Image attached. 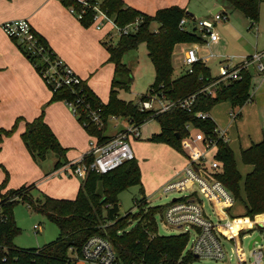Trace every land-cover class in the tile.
Masks as SVG:
<instances>
[{"label": "trees", "instance_id": "16d2710c", "mask_svg": "<svg viewBox=\"0 0 264 264\" xmlns=\"http://www.w3.org/2000/svg\"><path fill=\"white\" fill-rule=\"evenodd\" d=\"M60 1L63 6L73 8L77 13L83 11L82 16L78 18L83 26L88 27L92 24L90 7L80 0ZM261 1L264 0H228L233 8L251 22L257 20ZM87 2L92 4L94 0H87ZM100 6L121 26L134 21L139 16L141 18L136 32L122 35L114 43L103 42L108 51V61L113 64L114 75L117 73L129 75V69L121 61L122 54L144 43L154 68V80L149 92L141 97L157 94L165 100L177 102L193 95L190 111L177 105L158 113L152 109L140 110L135 102L118 97V85L124 87L126 84L115 79V76L112 78L106 102H102L87 81L82 79L80 84L62 85L55 89L46 84L51 92L48 103L74 101L80 96L94 109H100L104 122L110 115L126 117L137 125H143L148 120L155 119L160 125V131L152 134L149 140L163 142L187 158V154L181 147V138L187 133L184 125L188 123L204 134H214L212 129L216 126L209 116L202 119L196 117L195 112H208L220 101H227L231 107H241L245 102L250 101L248 87L251 74L248 69L240 71L239 79L216 84L212 93L200 91L201 87L210 83L213 77L201 60L192 63L190 71L182 64L184 68L181 73L173 77L172 55L175 46L180 43L203 42L201 34L194 29L190 32L179 29L178 22L181 17L188 18L184 8L170 5L149 15L126 5L123 0H100ZM154 23L157 24V31L152 28ZM33 31L37 42L44 47L46 53L32 56L15 38L11 39L18 44L20 50L42 77V67L52 63L57 54L34 29ZM44 56L48 58L47 61H44ZM76 119L80 124L89 120L83 112ZM20 120L21 118H17L10 128L0 127V143L3 137L16 131ZM105 130L106 125L97 128L90 124L87 128V131L95 134L99 140H105L108 137ZM20 137L36 163L46 158L49 152H52L56 159L53 170L68 162L67 148L61 145L46 123L44 110L31 121L25 122ZM213 157L220 163L219 170L214 172L213 176L232 194L234 200H241L243 213L238 218L249 219L228 220L233 222L232 231L239 226L243 229L252 227L254 224L264 226V129L261 131L259 141L251 143L239 152L241 163L250 166V170L243 176L236 168L233 152L227 141L216 138ZM3 171L5 177L0 183V191L6 187L9 176L7 170L3 168ZM139 183H141L140 167L134 158L107 173L89 171L82 179L73 199L55 198L44 194L42 200L35 203L30 195V189L34 184L11 188L4 194L0 192V206L4 213V219L0 220V264H66L68 249L72 247L79 253L82 243L91 235H100L111 242L119 264L193 262L196 259L194 255L183 251L188 240L187 232L158 234L155 217L162 213L165 205L149 206L143 187L136 201L138 211L119 215V192L130 185ZM6 194L12 197L3 198ZM20 201L27 202L35 211L53 221L59 229L58 237L41 247L15 246L13 238L19 233V228L13 219L12 208ZM130 214L138 219V223L126 230L125 221ZM257 229L260 230L262 227L258 226ZM2 257H5L3 263H1Z\"/></svg>", "mask_w": 264, "mask_h": 264}, {"label": "built area", "instance_id": "2783aa9c", "mask_svg": "<svg viewBox=\"0 0 264 264\" xmlns=\"http://www.w3.org/2000/svg\"><path fill=\"white\" fill-rule=\"evenodd\" d=\"M80 1L92 9L91 26L97 31L106 30V42H112L114 37L117 40L122 35L136 32L141 22L139 16L130 23L123 26L118 25L114 21L113 16L101 8L100 0H94L92 4L88 3L87 0ZM68 9L77 18L82 16L83 11L77 13L73 8ZM212 18L213 20H220L224 19L225 15L221 12H214L212 13ZM185 19L186 17H181L178 22L180 30H183ZM1 29L10 38H15L30 55L34 56L46 53L44 47L37 42L32 26L27 19L7 20L1 24ZM192 29L201 34L202 37L206 36L209 42H216L218 39L216 31L213 29V24L209 20L202 19L193 22ZM153 30L157 31L156 28H153ZM196 51L197 47L195 43H192L183 50L181 61L184 66L189 68L188 71H190L192 63L197 60L204 62L207 59V57L203 59L198 57ZM43 59L44 61L48 60L45 56ZM249 68H252L256 73L264 74V47L243 56L234 64L223 63V60L220 61L217 75L212 77L210 83L201 87L200 91L212 93L216 84L239 79L240 71ZM41 78L45 84L52 86L53 89L62 85L72 86L80 84L82 80L58 55L55 56L52 63L42 67ZM192 99L193 95H190L177 102H173L165 100L157 94H147L145 98L140 97L136 105L140 110L152 109L156 113L165 111L176 105L186 109V111H190ZM64 103L75 117H79L81 112L88 117V121H83L80 124L88 134L87 148L78 158L52 170L53 173L67 176L75 175L84 179L89 171L94 170L100 173H107L135 158L130 138H140L142 125H137L124 117L127 120V125L121 126L114 134H107L108 137L105 140H99L95 134L87 131L89 125L93 124L97 128H102L106 125L107 128L109 120H116L120 116L110 115L107 121L104 122L100 109H94L80 96L76 97L74 101H65ZM195 116L202 119L208 117L207 112L202 111L195 112ZM236 116L237 113L229 112V117L232 119L236 118ZM115 126L116 123L113 127ZM184 128L187 131L186 136L189 137V141L194 146V149L187 155L186 163L181 170H176L174 178L167 181L161 187L162 193L182 191L183 195L175 197V199L165 204L164 210L158 215L165 222V226L192 228L193 239L189 248L185 250L186 252L195 254L197 257L222 259L224 257V249L220 242V238H222L223 241L232 243L238 264H264V250L254 248L252 245L254 241L249 248L251 260H246L240 255L237 244V233L243 228L239 226L234 231H230L228 220L248 218H232L228 216L227 212L234 200L233 196L213 176L220 166L219 162L213 155L209 160L205 158L207 151L211 148L214 149L216 138L227 141L223 131H219L215 126L212 129V133L214 134H204L201 130L192 128L188 123L184 125ZM190 129H193L191 134L188 133ZM161 192L158 193V196L161 195ZM201 197L206 199L210 212L214 216L213 219L209 217V214L204 209ZM3 219L4 213L0 206V220ZM33 228L37 229L38 225L35 224ZM4 261L5 257H2L1 263ZM86 263L119 264L117 254L111 242L100 235L89 236L82 243L79 253L72 247L68 249L66 264Z\"/></svg>", "mask_w": 264, "mask_h": 264}, {"label": "rangeland", "instance_id": "374dc122", "mask_svg": "<svg viewBox=\"0 0 264 264\" xmlns=\"http://www.w3.org/2000/svg\"><path fill=\"white\" fill-rule=\"evenodd\" d=\"M9 2L10 0H0V8H3V4L6 6L11 4ZM12 2L13 5L19 4V0H12ZM217 6H223V10L226 15L224 19H220L214 24V31H216L218 35L217 41L215 43H209L206 36H203L204 42L195 43L197 47L196 54L198 57L210 54L205 61V65L208 67L211 76L217 75L219 61L223 60V63L228 62L229 64H234L245 56V53H252L255 51L254 49L259 50L262 46H264V1L260 4L256 23L250 25L251 22L245 18L241 12L233 8L229 4L228 0H190L189 7H191V10L189 12L193 14V18L188 17L185 19L183 30L190 32L192 30V22H197L198 20L204 19L212 21L211 10ZM88 27L94 29L91 25ZM156 27L157 24L154 23L152 28ZM115 41L116 37H114L112 43ZM191 44L192 43H184V45L179 44L175 46L172 55V64L174 68L173 77L178 76L184 68L181 63V47L186 48V46H190ZM101 46L105 54H107L108 51L106 46L104 44ZM105 60L107 63H111L108 61V57ZM121 61L127 66L130 72L129 75L124 73H117L114 75L113 70L112 78L115 76V79L126 84L124 87L122 85H118L117 95L123 100L136 103L140 96L149 92L150 86L154 80V68L148 56L145 44L142 43L135 49L125 51L122 54ZM248 70L251 74L252 68H249ZM111 81L109 80L107 85L108 90L110 89ZM102 84L105 88L104 81H102ZM257 87L259 88L258 79H255V76H251L248 87V91L251 96L254 92H256L255 88ZM243 106L231 107L227 101H220L208 110V116H210V118L214 121L217 129H219V131H223V129L226 131V136H224L229 139L236 168L241 176L246 173L247 165L241 163L239 158V149L243 148L249 140L253 141L256 135V139L258 140L261 137L260 130H257L256 128V121L258 119L262 120L260 119V116L262 117L264 113V98H261L260 96L256 104L254 103L253 98L252 100L245 102ZM230 111L237 114L240 113V116H236V118L232 119L229 117ZM70 113L72 112L70 111ZM239 121L242 122L239 123ZM115 123L116 126L113 127ZM123 125H127V120L122 116L116 120H109L105 134H114ZM159 131L160 125L155 119H150L143 126H141V138L137 140V143H139L138 145L141 146V152L136 154L137 159H139L141 183L130 185L119 192L118 213L120 216H123L128 212L135 213L138 211L136 201L140 197L141 187L147 191L145 196L149 206L165 205L173 198L183 195L182 191L172 193L161 192V187L163 185L160 183L164 180L165 176L173 172V169L176 166H181V163L184 161V156L163 142H154L149 140V137L152 134H156ZM191 132H193V129L188 131L189 134H191ZM130 142L132 148L135 149L136 143L134 142H136V140L134 141L131 137ZM1 144L2 142L0 143V147ZM181 147L187 155H189L194 149V146L189 141V137L186 135L181 138ZM213 153L214 149L212 148L207 151L205 154L206 160H209ZM53 158L54 154L49 152L46 158L37 163L41 169H43V172L46 173L47 170L53 169ZM3 168L6 169V166L0 162V171L3 173L0 183L5 177ZM218 170L219 168L217 171ZM21 173L23 172H21L20 169L14 170V172H9L10 175L8 177L7 184L9 183L12 186H18L20 184H35L32 181H35L36 178L30 176L25 179V176H21ZM9 178H11L12 183L9 182ZM79 180L82 179L79 178ZM9 189L11 188H8L6 185V187L2 188L0 192L1 194H4ZM155 191V194L161 192V195L153 197V193ZM76 193L77 192L73 193L69 199H73L76 196ZM30 195L33 201L37 203L38 200H42L44 193L34 185L30 189ZM11 197L12 195L10 196V194H6L3 198L10 199ZM201 198L204 209L209 214V217L213 219L214 216L210 212L206 199L203 197ZM242 213L243 204L241 200H233L227 212L228 216L238 218L242 215ZM12 216L15 224L19 228V233L13 238V243L17 247H41L56 239L59 235L57 225L53 221L49 220L44 214L35 211L28 205L27 202L20 201L16 203L12 208ZM155 220L157 223L158 234H177L187 231L188 240L184 247V251L189 248L193 239L192 228L185 226H182L181 228L165 226V222L160 215H156ZM125 222V228L126 230H129L138 223V219L130 214ZM35 224L38 225L37 229L33 228ZM257 227L258 226L255 225L247 232L245 231L247 228H245L237 233L238 250L240 255L246 260H251L247 244L255 235L259 234L261 240L260 242L254 241L252 244L253 247L264 250V227L260 230L257 229ZM220 242L224 249V257L222 259L197 257L193 262L188 264H238L232 243L223 241L222 238H220Z\"/></svg>", "mask_w": 264, "mask_h": 264}, {"label": "crops", "instance_id": "0c3cea01", "mask_svg": "<svg viewBox=\"0 0 264 264\" xmlns=\"http://www.w3.org/2000/svg\"><path fill=\"white\" fill-rule=\"evenodd\" d=\"M123 1L126 5L149 15H153L158 9L170 5H178L184 8L187 13L191 10V7H189L190 0ZM262 2L259 3V7ZM9 3L11 4L7 6L3 4V8H0V127L10 128L17 118H21V120L16 131L3 138L0 147V162L6 166L5 170H7L8 175H10L9 172L20 169L23 172L21 176H25V179L30 176L36 178L32 182L44 194L55 198H69L73 193L77 192L82 181L79 180L80 177L56 174L52 172L53 169L47 170L46 173L43 172L39 164L33 161L20 134L24 130L25 122L31 121L44 110V119L61 145L67 148L66 158L70 162L78 158L86 150L88 134L76 117L70 113L68 106L63 101L48 103L51 96L50 90L32 63L20 50L18 44L3 32L1 24L7 20L27 19L32 28L52 47L56 54L77 75L87 81V84L102 102H106L108 99L109 90L107 85L109 80L111 81L112 79L114 70L113 64L106 62L105 59L108 57V53L105 54L101 46L106 41V30L97 31L91 27L83 26L78 18L62 5L60 0H19V4L16 5H13L12 0H10ZM214 12H221L225 15L223 6L213 8L211 13ZM188 17L193 18V14L188 15ZM217 21L219 20H213L212 18L213 29ZM253 23H256V21L251 22L250 25ZM180 44L184 45V43ZM184 49L185 47H181V56ZM209 55L200 56V58H208ZM251 72V76H255V79H258L259 82V88H255L256 92L252 96L249 94L250 100L254 98V103L256 104L260 96L264 98V74L256 73L253 69ZM102 81L105 82V88ZM207 115H209L208 112ZM237 116H240V113ZM260 119L262 120L258 119L256 121V128L261 133L264 129V113L262 117L260 116ZM241 122L239 121V123ZM223 134L226 136L224 129ZM256 136L253 141L249 140L243 148H240L239 152L251 143L259 141L260 139H256ZM140 138L134 139L136 144L135 149H133L135 150L134 153L136 152L135 158L138 164L139 159H137L136 154L141 152V146L138 145L137 140ZM226 139L230 147L229 139L227 137ZM55 161L54 156L53 165ZM185 163L186 158L184 157L181 166H176L173 172L165 176L160 184L163 185L174 178L175 171L181 170ZM249 170L250 166L247 165L246 172ZM2 174V171H0V180L3 177ZM9 182L12 183L11 178H9ZM21 185L24 184L12 186L8 183L7 187L17 188ZM146 193L147 191L144 189V195ZM155 193L156 191L153 193V197L158 196ZM232 223V221H229L230 231L233 228Z\"/></svg>", "mask_w": 264, "mask_h": 264}, {"label": "water", "instance_id": "95a60500", "mask_svg": "<svg viewBox=\"0 0 264 264\" xmlns=\"http://www.w3.org/2000/svg\"><path fill=\"white\" fill-rule=\"evenodd\" d=\"M187 14H188L189 16L192 15L191 12H188ZM192 23H193V22H192ZM173 199H175V198H173ZM255 225H257V226H259V227H264V226H262V225H260V224H254L252 227H248L245 231L247 232V231L251 230ZM259 240H260V236H259V234L255 235V236H254L253 238H251V240L248 242V244H247V248H248V249L250 248V246H251V244H252L253 241H257V242H258ZM194 257L197 258V255L194 254Z\"/></svg>", "mask_w": 264, "mask_h": 264}]
</instances>
